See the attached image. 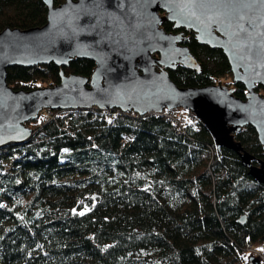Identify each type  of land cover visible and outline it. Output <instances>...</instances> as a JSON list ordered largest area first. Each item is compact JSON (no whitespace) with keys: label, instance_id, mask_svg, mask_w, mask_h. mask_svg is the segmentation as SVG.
Here are the masks:
<instances>
[{"label":"trees","instance_id":"trees-1","mask_svg":"<svg viewBox=\"0 0 264 264\" xmlns=\"http://www.w3.org/2000/svg\"><path fill=\"white\" fill-rule=\"evenodd\" d=\"M46 12L42 0H0V30L41 26ZM162 28L174 31L169 21ZM182 43L200 69L169 70L175 84L231 76L221 50L191 31ZM93 68L84 58L12 66L6 83L27 91L58 83L59 71L89 76ZM229 85L244 98L241 83ZM45 111L26 123V141L0 147V264H251L246 248L264 247V184L237 153L216 148L196 116ZM234 138L254 163L264 158L251 126Z\"/></svg>","mask_w":264,"mask_h":264},{"label":"water","instance_id":"water-1","mask_svg":"<svg viewBox=\"0 0 264 264\" xmlns=\"http://www.w3.org/2000/svg\"><path fill=\"white\" fill-rule=\"evenodd\" d=\"M41 26L0 30V147L22 143L32 134L26 125L43 109H119L138 115L177 107L190 110L207 129L216 148L238 154L241 164L264 184V158L254 163L234 134L251 126L264 151V0H42ZM173 24L167 32L162 22ZM185 31L198 44L222 51L231 87H181L169 77L178 65L199 71L200 63L182 43ZM89 59V76L59 71V82L31 90L6 83L12 66L53 63L66 67ZM158 67V69H157ZM243 222V218L240 219ZM251 264L258 260L251 258Z\"/></svg>","mask_w":264,"mask_h":264},{"label":"rangeland","instance_id":"rangeland-1","mask_svg":"<svg viewBox=\"0 0 264 264\" xmlns=\"http://www.w3.org/2000/svg\"><path fill=\"white\" fill-rule=\"evenodd\" d=\"M184 36V34H183ZM158 69V67H157ZM217 82L215 84H218V85H224V86H227L229 87V82L232 81V77H228V76H224V77H220L218 80H216ZM33 88H37V87H46L47 85L43 82H37V83H33ZM261 94H264V90L263 92H261ZM179 108V107H177ZM256 164H258L257 162H255ZM261 248H264L263 246H257V248L254 246H251L249 248H247L246 252L248 253L246 256L247 257H250V258H254L256 260H258V264H264V261L262 260V258L260 257L259 253H260V250ZM250 254V255H249Z\"/></svg>","mask_w":264,"mask_h":264},{"label":"built area","instance_id":"built-area-1","mask_svg":"<svg viewBox=\"0 0 264 264\" xmlns=\"http://www.w3.org/2000/svg\"><path fill=\"white\" fill-rule=\"evenodd\" d=\"M43 110H46L45 111L46 116H50L48 109H43ZM154 113L160 114V115H164L166 117L184 116L186 118H190L192 115L195 116L190 110L185 109V108H181V107H179V108H173V109H163L160 112H154ZM249 247H251V246H248L247 248H249ZM259 255L262 258V260H264L263 254L262 253H259Z\"/></svg>","mask_w":264,"mask_h":264},{"label":"snow or ice","instance_id":"snow-or-ice-1","mask_svg":"<svg viewBox=\"0 0 264 264\" xmlns=\"http://www.w3.org/2000/svg\"><path fill=\"white\" fill-rule=\"evenodd\" d=\"M190 2H193V3H195V2H196V0H190Z\"/></svg>","mask_w":264,"mask_h":264}]
</instances>
